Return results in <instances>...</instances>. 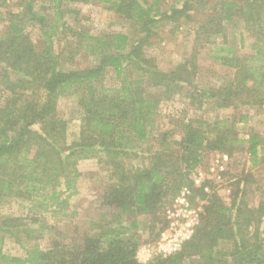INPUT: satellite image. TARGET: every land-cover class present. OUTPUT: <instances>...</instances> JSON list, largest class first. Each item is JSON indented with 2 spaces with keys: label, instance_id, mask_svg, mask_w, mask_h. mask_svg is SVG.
Returning a JSON list of instances; mask_svg holds the SVG:
<instances>
[{
  "label": "trees",
  "instance_id": "obj_1",
  "mask_svg": "<svg viewBox=\"0 0 264 264\" xmlns=\"http://www.w3.org/2000/svg\"><path fill=\"white\" fill-rule=\"evenodd\" d=\"M34 2L21 0L18 12L3 19L0 14V23L5 22L0 31V264H264V199L256 206L249 204L245 187L248 178L253 179L249 173L235 182L228 205L208 197L203 185L195 188L207 199L194 234L172 254H151L145 263L136 258L143 236L154 241L165 229L162 214L168 199L182 186L192 188L189 170L203 152L218 150L232 156L244 150L252 168L261 162V138L239 137L233 118L213 125L202 120L183 123L175 147L167 141L168 131H155V123L161 100L185 92H191L190 104L196 109L264 106V0H217L207 7L212 15L192 30L190 54L169 71L148 54L152 40L164 28L175 33L181 20L192 21L191 12L206 11L205 0L202 10L196 7L197 0L167 10H160V0H95L128 21L140 37L133 41L127 33L95 36L70 28L76 57L83 51L92 60L71 70L62 68L64 57L51 40L65 11L56 7L51 17L44 16L34 9ZM26 24L47 29L41 49L25 31ZM227 25L238 30L240 46L247 37L253 39L254 53L236 54L227 40ZM202 43H211V57L231 69L219 86L195 85L196 46ZM107 72L118 87L106 86ZM61 98L74 99L79 112L72 146L66 145L68 121L57 109ZM237 117L238 122L247 120L243 114ZM151 140L158 147L148 150ZM145 153L150 159L147 167L126 165L125 158H142ZM98 154L110 159L109 180H117L97 201L100 215L76 243L54 241L42 249L38 240L48 228L47 213L66 206L75 192L80 176L75 162ZM11 201L26 214L2 213ZM5 238L22 246L24 257L5 254Z\"/></svg>",
  "mask_w": 264,
  "mask_h": 264
},
{
  "label": "rangeland",
  "instance_id": "obj_2",
  "mask_svg": "<svg viewBox=\"0 0 264 264\" xmlns=\"http://www.w3.org/2000/svg\"><path fill=\"white\" fill-rule=\"evenodd\" d=\"M80 1L35 0L34 2V9L44 16L49 15L51 17L56 7L65 11V14L59 18L57 33L51 37L54 43V50L61 52L64 57L63 61L65 63L62 65V68L70 70L81 69L92 63V60L87 58V54L85 56L82 54L83 51L80 53L81 55L77 54L78 56L76 57V42L72 35L74 31H84L89 35L95 36L103 33H127L133 41H136L140 37L132 32L133 30L129 27L128 21L125 22L119 15L107 11L102 4L95 3V0H88V3L85 4ZM185 1L187 0H160L159 7L160 10L180 7ZM216 1L205 0V10L207 7L213 6ZM20 2L21 0H0V14L2 19L5 18L7 13H16L22 9L19 6ZM197 2L196 7L202 10L204 6L203 0H197ZM191 14L192 21L183 23V20H181V26L176 29L175 33H169L164 28L159 33V36L152 40L148 54L155 57L158 66L163 71L173 69L182 58L190 54L193 46L192 30L196 27L197 22H205L212 15L207 10L199 14H197V11H193ZM49 17L47 18L49 21L47 23H51ZM4 23H0V31L5 30ZM26 25L27 28L25 31L31 40L41 49L43 47L41 36L44 35L47 29H40L34 24ZM49 33H52L51 30H49ZM226 35L229 44L235 48L237 55L244 56L254 53L250 46L253 43V39L247 37L243 46L239 45L238 30L236 28L227 25ZM212 46L211 43H208V45L202 43L196 46L199 55L197 57L198 67L195 85H197L198 89L205 87V85L208 87L219 86L232 73L231 69L223 67L211 57ZM15 76L12 74V77L15 78ZM104 83L108 87H118L111 72H107ZM188 94L186 92L175 94L169 99L161 100L157 108L158 117L155 123V131H168L167 141L174 144L178 143L181 139L180 126L183 123L202 120L209 125H213L216 121L233 118L234 123L237 121L235 123V132L239 137L246 139L247 136L256 134L261 138L263 142L259 146L262 148L261 152H259L261 162L255 168H252L249 157L244 150L235 151L232 156H227L218 150L203 152L199 163L193 169L189 170L187 179L192 181V188L182 186L179 192L168 199L162 214L164 223L166 224L165 229L154 241H146V236H143L139 248L136 251V254L138 253L137 257L139 258L146 256L144 252H141L142 249L140 250L142 246L149 245L152 248V246L157 245L163 239L161 234H165L168 237L167 230L172 223H175L176 227H188V229L192 230V235L194 234L195 229L200 223L203 206L207 199V197L200 198L196 194V191H194L199 185H203V192L208 197L216 196L222 203L228 205L232 198V193L235 190V182L240 178H248L246 175L249 173L253 178L252 181H249L250 179L248 178L245 182L249 204L256 206L264 199V106L255 108L247 107L234 111L231 109L212 111L206 109L204 106L196 109L194 107L195 105L190 104ZM2 98L3 95L0 91V101ZM57 109L59 114L68 121L66 145L72 146L79 130V122L77 120L79 112L76 108V102L72 98L69 100L67 98H61L57 103ZM239 114L246 115L247 120L245 122H238L237 116ZM146 146H149L148 150L158 147L156 141L153 140ZM173 146L175 147L176 145L174 144ZM143 155L142 158L135 157V159L129 156L124 161L128 166L138 165L140 167H147L150 164V159L147 158L148 153ZM109 162L110 159L102 154H98L94 158L81 159L78 163L75 162V171L77 169L80 174L74 183L75 192L69 197L66 206L58 208L57 210H51V214L50 212L47 213L46 222L48 228L38 240V244L42 249L48 248L54 241L76 243V240L81 238V234L86 231L89 223L98 218L100 215L98 211L100 209L97 208V201L105 188L117 181L115 179L109 180V171L112 170L111 166L108 165ZM63 178L70 179L71 177L66 176ZM62 181L63 179L61 183ZM60 189L63 190L64 187ZM76 189L78 191L77 193ZM69 191H72V189L66 192L68 193ZM182 192H184V195ZM1 212L15 216H24L26 214V210L13 201L4 205ZM23 220L28 221L27 219ZM223 245L226 246L225 244ZM3 251L5 254L14 257H24L25 254L24 248L17 244L15 240L9 238H5L4 240ZM151 254L157 255L162 253L153 250ZM139 261H146V259H140Z\"/></svg>",
  "mask_w": 264,
  "mask_h": 264
},
{
  "label": "built area",
  "instance_id": "obj_3",
  "mask_svg": "<svg viewBox=\"0 0 264 264\" xmlns=\"http://www.w3.org/2000/svg\"><path fill=\"white\" fill-rule=\"evenodd\" d=\"M182 194L184 195V192H182ZM167 232H168V237L165 236V234H161V237L164 240L162 239L160 242L157 243V245L152 246V248L149 245L142 246V248H140V250L142 249L141 252L142 253L144 252L146 256L144 258H139V257H137V254H138L137 253L136 254L137 260L139 261L140 259H146V261H139V262H142V263L147 262L150 254H151V251H153V250L154 251L156 250L157 252L162 253L163 255L172 254L175 251H177L180 248V246L182 245V243L185 240H188L192 235V230L188 229V227H184V226L176 227L175 223H172L169 226ZM164 237H166V238H164ZM162 243H164V244H162Z\"/></svg>",
  "mask_w": 264,
  "mask_h": 264
}]
</instances>
